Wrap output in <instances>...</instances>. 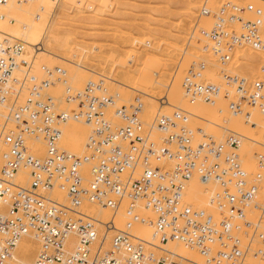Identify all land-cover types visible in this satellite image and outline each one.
I'll return each mask as SVG.
<instances>
[{"label": "built area", "instance_id": "2783aa9c", "mask_svg": "<svg viewBox=\"0 0 264 264\" xmlns=\"http://www.w3.org/2000/svg\"><path fill=\"white\" fill-rule=\"evenodd\" d=\"M8 2L0 0V17ZM262 16L251 5L225 4L215 12L202 6L198 19H209L210 26L197 33L202 55L182 78L188 101L209 106L223 101L227 113L244 123L253 110L264 115V65L252 79L228 70L238 48L264 54ZM205 55L217 64V83L205 79L211 68ZM32 58L24 57L22 40L0 41V146L5 148L0 264H19L13 252L25 236L38 244L32 264H189L170 251L159 255L133 234L135 225L146 222L137 212L140 205L153 216L149 223L158 244L182 245L208 264L264 259V199L259 198L264 154H256L258 172L250 176L240 161L243 137L237 132L222 128L218 141L192 128L191 114L177 109L146 123L141 98L118 105L119 94L109 93L105 77L96 76L74 91L63 69L41 66L37 74ZM55 84L63 87L64 101L74 110L57 108L49 92ZM157 101L161 105L166 98ZM68 121L89 128L83 155L59 146L61 127ZM154 132L160 135L156 140ZM36 143L42 155L33 151ZM84 166L89 181L83 178ZM20 171L26 172L27 185L18 182ZM196 177L214 186L203 209L186 198ZM54 190L64 193L65 203L55 199ZM84 202L112 213L123 210V227L97 221L85 213ZM109 231L114 234L106 242Z\"/></svg>", "mask_w": 264, "mask_h": 264}, {"label": "rangeland", "instance_id": "374dc122", "mask_svg": "<svg viewBox=\"0 0 264 264\" xmlns=\"http://www.w3.org/2000/svg\"><path fill=\"white\" fill-rule=\"evenodd\" d=\"M13 1L15 2L17 0H13ZM56 1L55 2L52 1L51 9L54 8ZM71 1L72 2L68 7L63 8L67 10V12L65 10L66 13L64 12V10H61L64 15L61 16L58 30L66 34L65 40L67 44L69 45L68 47L71 50L69 54L61 52L62 53L61 56L64 59H69V60L71 59L72 63H75V64H68L67 62H64L62 60L57 61V59H54V58L52 59V57H49V55L47 54L45 55V53H42L43 52L42 49H40V51H42L41 54H38V58L41 59V56H42V61H40V63L36 62L35 64L38 63L39 69L41 66H45L48 68L59 67L63 69L66 72V76L69 81V87L74 86L77 89V90L74 89V91H81L87 81L96 78L94 76H97V74L93 75L92 74L93 71H95V73H97L98 71V74H101L100 71H103L104 74H102V76L103 77H105V75L107 76L105 78L108 81V82L106 81V86L108 88L109 93H112V94L113 93H118V94L124 93L125 95L127 93V97L125 99L126 100L129 99V100H127V102L119 101L118 105L129 103L134 99V97H140L142 102L144 103L145 97H143L141 93L139 94V92H133V93L128 92V89H124L123 91L117 86L116 83L114 82L112 83L110 82V80H108L109 78L108 76H111V75L115 76L117 79L122 78L123 76L125 77L129 76L130 82L132 81L137 82V83L140 82L141 84H143V86H145L144 84H146V87L151 79L152 80L150 81V83L153 82L154 79H155L154 81L157 82L156 80H158L161 77V80L164 79L162 80L164 81V86L166 85L167 87L165 86L166 88L160 89L161 92L158 90L159 95L158 94H157L158 96L156 95L157 100L165 97V95H169L170 89H171L170 91L171 94H174L173 96L175 95L179 96L178 95L179 91L182 92V88L180 87L181 78L183 77L182 73L185 71V69H187L189 64L192 61H194V59H198L202 55L200 43L198 41V38H196L197 32H195V25L206 23L205 25L210 26L209 20L205 18L198 19L199 11L202 8V6H204L205 8H209V9L211 7L213 11H217L222 6L220 2H218L220 0H107V1L106 0H71ZM232 1L233 0H229V3L227 4L239 5V6L251 5L254 8L255 7L260 8L263 12V23H264V0H234L233 2ZM194 2L198 4L196 5ZM33 4L34 3H31L29 0L28 2L22 4L21 7L10 9L9 8L10 6L8 5L9 7L7 6V8H4V11L2 12L3 17H0V21L2 22L1 26H3L5 29L14 28L15 30L23 26L24 28L23 31L19 30V33L23 34L21 39L23 40V37H24V39H26L28 42L32 44L39 41L40 35H43V33L45 34L47 30L46 28L47 23L49 22L53 14L52 10L49 9L47 10V12H45L46 14H43V16H34L36 15V12H35V7ZM26 14L31 16V18H33L34 21H37V18H41V22L37 23L32 20L26 22L27 20H24ZM183 23H184V26H183ZM177 26H178V29H177ZM50 29H52V27ZM53 29L56 30V28L54 27ZM48 33H50V30H48ZM130 34L134 36L135 41L136 40L139 41V38H141V41L143 39V41H145L146 44L143 45L142 48H139L140 50L139 52L141 54L138 55V57H136L135 59H132L133 61L131 60L129 62H123L122 55L126 53L127 51L129 50L132 51L133 49L136 48V45L133 42H131L133 39L132 40L126 39L127 35H130ZM189 37H194V39H192L193 46L187 45L189 39H191ZM89 44L93 45L92 49L91 47H88ZM172 44L173 46L176 44L175 45V47L177 46L176 52L172 51L170 49L171 47H168V46H172ZM59 46H60L59 49H61L62 44L60 43ZM114 46H116V48ZM43 48L45 49V47ZM49 48H47L48 51H49ZM252 50L253 49H249L248 47H242V48L236 49L234 51L235 54L233 56V62L229 65L228 70L236 74H241L249 79L256 77L258 75L259 67L261 65H264V60H262V58L264 59V56H263L264 54L258 51H254V50L252 51ZM109 51H112L113 53ZM248 52L250 53L249 56H252V55L253 56L248 58L249 57V56L247 57ZM256 52L258 54H256ZM28 53L30 54L31 51H28ZM43 54H44V57L48 56L46 58L48 59L51 58L52 61L50 60L48 61V59L46 58L44 59ZM30 56H32V54ZM204 57L209 62L210 66L212 67V69L210 68L206 72L205 78L211 81L219 82L218 69H216L217 64L214 58H212L210 55H205ZM166 59L169 60V63L168 61L166 63ZM114 60L115 62H118L119 64L117 68L114 69L115 71L113 69L110 70L107 67L109 65V62L114 61ZM43 61H44V64H43ZM78 62L79 63L81 62L82 64L80 65L84 66V68L87 67V69H90L91 72H89V70L87 69L83 70L79 66H77L76 63L78 64ZM48 63H49V66L47 65ZM35 66L36 65H34V67ZM146 67H149V68H146ZM179 68L181 69L179 70ZM37 69L38 67L36 66L35 67L36 73L40 74V70L39 69L37 70ZM163 71H164V74H163ZM126 73H128V75H125ZM162 74L165 76V78ZM120 80L121 79H119V81ZM58 86L59 85L57 84L56 86L57 90L55 89L56 87H53L54 93L56 90V94L51 93V95L56 100H58V97H60L61 93L63 94V91H64L61 85L59 86L60 88ZM176 86H177V89H175ZM120 92H123V93H120ZM168 97L169 99L171 98L170 96ZM173 99L175 100H172V103L174 106H176L178 104L179 98L174 97ZM157 100L155 102L156 104L154 103L155 105L153 106V109H152L154 110L155 113L156 111L159 110V106H160ZM185 101H186V105H181V107H183L186 110L189 106V103L186 98H185ZM57 103H58L57 105L58 108H60L61 110H65V108L63 107L64 102L59 103L57 101ZM224 104L225 103L223 102L217 107H213V106H209V107L207 106V107L209 108L208 110L212 108L211 110L216 109L218 111L219 115L217 114L218 117L216 116L215 117L216 119H219V118L222 119V117H220L221 115L223 116L224 119H227V118L231 119V116L225 113ZM200 105L204 106L202 104ZM220 110H221V113H220ZM172 112L173 110L169 111V114H171ZM165 113H168V110H165ZM109 114L111 113L109 112ZM146 114L147 112H145V114L142 113V120L144 122H146L145 120H147L146 118L148 115ZM252 115H253V122L256 124L255 129H250L247 126H246L247 128L243 127L244 125L243 123H242L243 125H241L242 127L234 126L235 127L234 129V127H232L233 126L232 123L230 126L226 125L230 123L229 119L227 121L225 120V123H226L225 125L228 127L224 125L226 128L220 127L217 129L207 124L204 121L206 120L205 118L207 117L204 118L200 114H197V115L195 114V116L198 119L197 118L192 119L190 126L192 128L203 130V132H205L208 135H212L218 141L222 140L221 138L222 128H225V129L230 128L231 130L233 129V131L238 132V133L240 130L244 132H246V130L248 131L253 130L251 134L255 138V140L264 142V136L261 132L262 131L261 129L264 128V117L259 115L254 110L252 111ZM109 117L112 118L111 116ZM232 118L235 119L237 117H232ZM80 127L81 128L83 127L82 124L79 125V128ZM82 129H85V127ZM157 135L158 137H160L159 134ZM258 137L259 139H257ZM255 153L264 154V148L259 145H249V144L241 143L239 147L241 164H242V167L246 169L247 171H251V169H253L249 158H250V155L253 157ZM83 172H85L83 173L84 179L87 178L89 180L88 171L86 170ZM263 181L259 183V186L261 185V188L259 191L260 199H264V188H262ZM213 188L214 186L210 188V191L206 193L204 197H206V195H208L207 197H209V193L213 190ZM56 191L57 190H55V194L58 192ZM54 197L56 198V196ZM207 201L208 199L204 203H207ZM200 203L201 202L197 200L195 204L193 203L191 204L201 209L206 208L205 207L206 205H204L203 202L202 204ZM86 206L89 207L90 205L89 206L86 205ZM85 207L83 205V208ZM85 209L84 211L86 212L87 210ZM109 215H110L109 216V219H110V217L113 216V214L109 212ZM118 224H121V223H118ZM156 253H158L159 255L162 254L159 252H156ZM257 260L259 263L264 264V259H257Z\"/></svg>", "mask_w": 264, "mask_h": 264}, {"label": "bare ground", "instance_id": "6f19581e", "mask_svg": "<svg viewBox=\"0 0 264 264\" xmlns=\"http://www.w3.org/2000/svg\"><path fill=\"white\" fill-rule=\"evenodd\" d=\"M30 2L31 3H34L33 5L35 7V12H36V15H34V16H43V14H46L45 12H47V10L51 9V7H52V0H30ZM71 2H72L71 0H57L54 8L51 9L53 14H52L49 22L47 23V26H46L47 30H46L45 34L43 33V35H40L38 42L32 44V43L28 42L26 39H24V37H23V40L21 39L22 36H23V34L22 33H19V30L20 31L21 30L23 31V29H24L23 26H21L20 28L15 29V30H14V28H12V29H5L3 26H1L2 25V22L1 21H0V41L7 40V41L11 42L14 39H21L23 41V43H24V57L25 58L26 57H30V55L32 54V57H33L32 59H33L34 65H36L38 67V69H39L38 63H40V61H42V56H41V59H40V58H38V54H41L42 51H43L42 53H45V55L46 54L49 55V57H52V59L53 58L54 59H57V61L62 60L64 62H67L68 64H75V63H72V60L71 59L69 60V59L62 58V56H61L62 53L61 52L68 53L69 54V52L71 50L68 47L69 45L67 44V42L65 40L66 34L65 33H62L61 31L58 30L61 16L64 15L61 10H64V12H65L66 9H63V8L68 7L71 4ZM218 2H220V4L223 6V5L227 4V3H229V0H220ZM22 4H24V3H22ZM22 4L19 3V2H17V1L14 2L12 0V2H11V0H9L8 4L5 7L2 8L3 9L2 12L4 11V8H7L8 5L10 6V7L9 6L8 7L10 9H12V8H16V7H21ZM216 5H217V3H216ZM92 7H91V9H92ZM85 8H86V6H85ZM89 9H90V7H89ZM206 9H209V8H206ZM209 10L211 12H215V11H213L211 9V7H210ZM188 11H189V9H188ZM66 12H67V10H66ZM183 17H184V15H183ZM24 20H27L26 22L31 21V20L34 21V19L31 18V16H29L28 14H26ZM262 21H263V16H262ZM34 22L40 23L41 22V18H37V21H34ZM205 24H196L195 25V32L198 33V32H201V31H207L209 29V26L208 25H205ZM263 25H264V23H263ZM183 26H184V23H183ZM51 27H52V29H50ZM53 27L56 28V30H54ZM179 27H180V25H179ZM177 29H178V26H177ZM48 30H50V33H48ZM189 38H191V39H189L187 45L193 46L192 39H194V37H189ZM196 38H198V37H196ZM126 39L127 40H132L133 39L131 42H133L136 45V48L133 49L132 51L129 50V51H127L126 53H124L122 55V61L123 62H129L132 59H135L136 57H138V55L141 54L139 52L140 51L139 48H142V46L146 44L145 41H143V39L141 41V38H139V41L138 40L135 41L134 36H132L131 34L130 35H127ZM60 43L62 44V48L61 49H59L60 48V46H59ZM44 44H45V46H44ZM159 45H161V44H159ZM175 45L173 46V44H172V46H168V47H171L170 49L172 51H175L176 52L177 46L175 47ZM38 46H39V48H37ZM43 47H45V49ZM49 47H51V48H49ZM88 47H91V49H92L93 45L92 44L91 45L89 44ZM114 47L116 48V46H114ZM47 48H49V51L47 50ZM29 49H31V50H29ZM40 49H42V51H40ZM171 50H170V52H171ZM28 51H31V53L29 54ZM201 51H202V49H201ZM109 52L113 53L112 51H109ZM116 52H117V50H116ZM185 54H186V52H185ZM234 54L235 53H233V55H232V62H233V56H234ZM249 54L250 53L248 52L247 53V57L249 56ZM254 54H255V52H254ZM256 54H258V53L256 52ZM252 56H249L248 58H250ZM43 57H44V54H43ZM46 57H48V56H45L44 59ZM110 58H111V56H110ZM46 59H48V58H46ZM115 59H116V57H115ZM49 60L52 61L51 58L48 59V61ZM262 60H264V59L262 58ZM167 61L169 63V60L166 59V63H167ZM36 62H38V63L35 64ZM158 62H160V61H158ZM49 63L47 64L48 66H49ZM43 64H44V61H43ZM78 64L76 63V65L79 66L81 69H83V70H86L87 69V67L84 68V66L80 65V64H82L81 62L80 63L78 62ZM163 64H161V65H163ZM118 65H119L118 62H115V60H114V61L109 62V65L107 67L110 70H112V69L114 70V69L117 68ZM146 68H149V67H146ZM100 69H101V67H100ZM180 69L181 68H179V70ZM211 69H212V67H211ZM216 69H218L217 66H216ZM87 70H89V72H91L90 69H87ZM125 70H127V69H125ZM186 70L187 69H185V71L182 73L183 76H184ZM35 72H36V70H35ZM100 73L101 74H98V71H97V73H95V71H93L92 74L93 75H96L97 74V76H102V74H104L103 71H100ZM163 74H164V71H163ZM125 75H128V73H126ZM94 77H96V76H94ZM105 77H107V76L105 75ZM108 77L111 78V79L108 78V80H110V82L116 83L117 86L120 89H122L123 91H124V89H128V92H132V93L133 92H139V94L141 93L142 96L145 97L144 98V103H143L144 104V108H143V112L142 113L145 114V112H147L146 115H148V116L146 118L147 120H145L146 123H150L152 121V119L156 115H168L169 114V111H171L173 109H177V110L186 111V112H188V113L191 114L190 123L192 122V119L197 118L195 116V114L196 115L197 114H200L204 118L207 117V118H205L206 120H204L207 124H209L211 127L217 128V129L220 128V127H225L226 125L230 126L231 123L233 124L232 127H234V126L235 127H238V126L242 127L241 125H243V124L245 125V126L243 125V127H246L247 126L250 129H255V127H256V124L253 122V115H252V118L250 119L249 123H244L243 120L241 118H239V117H237L235 119L232 118V117H231V119L226 117L227 119H224L223 116L221 115L220 117H222V119H220V118L219 119H216L215 117L217 116V114L219 115L218 111L215 108H213V109H215L216 111L215 110H211L212 108H210V110H208L209 109L208 108L209 105L204 104V103L199 102V101H188L187 100L188 103H189V106L185 110L183 107H181V105H186V101H185V97L183 95V91L182 92L179 91V94H178L179 96H176V95L173 96L174 94H171V92H170L171 89L169 91V95H165L166 101L159 106V110L156 111V113H155L154 110H152V109H153V106L156 104L155 102L157 100V96L159 95L158 94V90L160 91V89L167 87L166 85H165L166 87L164 86V81H162L164 79L161 80V77H160L158 80H156L157 82H155L154 81L155 79H154L153 82L150 83V81L152 80L151 79L149 81V83L147 84V87H146V84H144L145 86H143V84H141L140 82H138V83L137 82H133V81L130 82L129 76H126V77L123 76L122 78H118V79L115 76H112V75L111 76H108ZM138 77H139V75H138ZM164 78H165V76H164ZM182 78H181V82H182ZM115 79H116V81H115ZM119 79H121V80L119 81ZM206 81L211 82V83H217V82L211 81L209 79H206ZM110 82H109V84H110ZM129 82H130V84H129ZM181 82H180V84H181ZM131 83H133V84H131ZM149 84H150V86H149ZM55 85L57 86V84H55ZM56 86H53V87H56ZM53 87L51 88L50 93L56 94L57 87L55 88L56 89L55 90V93H54V90H53L54 88ZM170 87H171V85H170ZM180 87L182 88V85ZM70 88L72 90L76 89L74 86H71ZM175 89H177V86L175 87ZM120 93H123V92H120ZM168 96H170L171 98L169 99ZM60 97H58V100H56L54 98L56 100V105H58L57 101L59 103H63L64 102L63 107L65 108V110H63V111H72V110H74V106L73 105H70V103H66L64 101V96H63L62 93H61ZM126 97H127V93H126V95L124 93L123 94H119L118 102L119 101H121V102H124V101L127 102V100H129V99L126 100L125 99ZM174 97H178L179 98L178 104L176 106H174L173 103H172V100H175V99H173ZM221 103H223V101H219L218 104L216 106H213V107H217ZM200 104H202L204 106H201ZM58 109L61 110L60 108H58ZM165 110H168V113H165ZM224 110H225V113H227L225 104H224ZM109 112L111 113V114H109V116L112 117L111 119H114L113 116H112L113 114H112V110L111 109H110ZM220 113H221V110H220ZM222 114H224V113H222ZM261 116L264 117V115H261ZM228 119H229L230 123L229 124H226L225 123V120L227 121ZM241 120H242V122H241ZM113 121H115V120H113ZM80 124H82V126H83L82 128L85 127V129H82L81 127L79 128V125ZM228 126H226V127H228ZM235 127H234V129H235ZM261 130H262L261 132H262V134L264 136V128H262ZM61 131H62V134H61L59 146L61 148H63V149L65 148L66 151H68L69 153H72L74 155H83V153H84V145H85L86 137H87V135L89 133V128L86 125H84L83 123L74 122V121H68V122H66L61 127ZM252 132H253V130H249V131L246 130V132L240 130L239 133L237 132L238 134H240L243 137L242 144L259 145V146H261V147L264 148V142H261V141H258V140L256 141L255 138L251 134ZM152 135H153V139H155V140L159 138L158 135H157V133H155V132ZM257 139H259V137ZM33 146L36 147L33 151H36V149H38L37 154L39 153V154L42 155L43 148L41 147V145L36 143ZM4 150H5V148L2 147V146H0V165L2 164V162H1V153ZM256 154H260V153H255L253 155V157L250 155V158H249V160L251 161V165H252V168L253 169H251V171H247L246 169L243 168L248 173V175H252V174H255L256 172H258V168H257L256 161H255ZM240 161H241V159H240ZM165 166L168 167L169 165H165ZM86 170H88V166H84L82 168V171H81L82 172V175H83V173H85L83 171H86ZM17 180L21 184H23V185L26 184L27 185L28 184V180L26 179V172L25 171H20V173L17 176ZM84 180L89 181L87 178L84 179ZM263 180H264V177L262 178V180L260 181V183ZM212 186L213 185L210 184V183H204L200 178H197V177L196 178H193L189 182L188 187H187V190H186V198H187V200L189 202L193 203V204H195L197 200L201 202L200 204H202V202L204 203L208 199V197H207L208 195H206V197H204V196H205L206 193H208L210 191V188ZM260 188H261V185L259 186V191H260ZM262 188H264V181H263ZM57 191H56L57 193L55 194V190H54V192L52 193V195L53 196H56L55 199H57L59 202L65 203V199L63 198L64 197V193L62 191H59V190H57ZM85 204L88 205V206L90 205V206L87 207ZM83 205H84V207L86 206L85 207L86 209L83 208ZM204 205H206L205 207H208V201H207V203H204ZM82 208L85 209V210H87L86 211L87 214L88 215L90 214L91 217H93L97 221H100L102 223H106L108 221H112L114 223L115 229H121L123 227L124 223H125V217H124V214H123V210H119L117 213H112L108 209H105V208H102V207H98L96 205L89 204V203H86V202H84L82 204ZM109 212H111L113 214V216H111L110 219H109V216H110L109 215ZM137 212L139 213V215L143 219L146 220V222L135 225L133 227V229H132V232H133V234L136 237H138L140 239H143L147 243L155 246L154 248L156 249L155 250L156 252L162 253L163 250L170 251L174 255H176L178 257H181L182 259L187 260L188 261L187 263H189V264H208V263L204 262L203 258L201 256H199L197 252H195L192 249L186 248V247H184L182 245L173 244V243H168L167 245L158 244L157 241L154 239V237L152 235V233H153L152 226L149 223V220H151L153 218L152 214L149 213L146 209H144L141 205L138 206ZM214 216L217 217V214L214 213ZM123 219H124V221H123ZM118 223H121V224H118ZM113 234H114V231H109L107 233L106 242H107V239H109ZM72 240H73V238H72ZM37 251H38V244H37V242L31 236H27V237L25 236V237H23L18 242V244H17V246H16V248H15V250L13 252L14 259L19 264H32L33 261H34V259H35L36 254H37ZM246 263L247 264H262V263H259L258 262L257 258H254L252 256H249L246 259Z\"/></svg>", "mask_w": 264, "mask_h": 264}]
</instances>
